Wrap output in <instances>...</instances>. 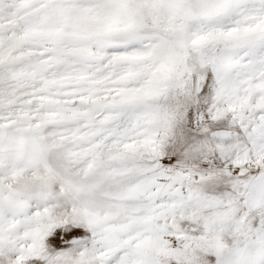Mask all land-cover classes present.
Here are the masks:
<instances>
[{"label": "snow or ice", "instance_id": "obj_1", "mask_svg": "<svg viewBox=\"0 0 264 264\" xmlns=\"http://www.w3.org/2000/svg\"><path fill=\"white\" fill-rule=\"evenodd\" d=\"M0 264H264V0H0Z\"/></svg>", "mask_w": 264, "mask_h": 264}]
</instances>
